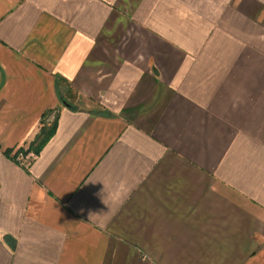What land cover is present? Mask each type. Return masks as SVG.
Masks as SVG:
<instances>
[{
  "label": "crops",
  "instance_id": "0c3cea01",
  "mask_svg": "<svg viewBox=\"0 0 264 264\" xmlns=\"http://www.w3.org/2000/svg\"><path fill=\"white\" fill-rule=\"evenodd\" d=\"M0 264H264V0H0Z\"/></svg>",
  "mask_w": 264,
  "mask_h": 264
},
{
  "label": "trees",
  "instance_id": "16d2710c",
  "mask_svg": "<svg viewBox=\"0 0 264 264\" xmlns=\"http://www.w3.org/2000/svg\"><path fill=\"white\" fill-rule=\"evenodd\" d=\"M68 96L71 98V102H74V99L76 97L75 91L70 88L68 91ZM67 96V97H68ZM64 98V97H63ZM66 99V98H65ZM67 100V99H66ZM68 101V100H67ZM66 101V102H67ZM68 103V102H67ZM70 105V104H69ZM73 107V106H72ZM51 112H47L42 120V126L40 129L39 134L35 138L34 141L31 142L28 151H33L36 154H39L41 149L44 147V145L51 139V137L54 135L55 130H56V124H57V117L53 120V122L48 123L46 121V117L50 114ZM9 154H12V152H7ZM22 153V152H21ZM19 154V151L16 152L15 154H12L13 156H17Z\"/></svg>",
  "mask_w": 264,
  "mask_h": 264
},
{
  "label": "built area",
  "instance_id": "2783aa9c",
  "mask_svg": "<svg viewBox=\"0 0 264 264\" xmlns=\"http://www.w3.org/2000/svg\"><path fill=\"white\" fill-rule=\"evenodd\" d=\"M23 156H24L23 154H22V155L20 154V158H21V159L23 158Z\"/></svg>",
  "mask_w": 264,
  "mask_h": 264
},
{
  "label": "rangeland",
  "instance_id": "374dc122",
  "mask_svg": "<svg viewBox=\"0 0 264 264\" xmlns=\"http://www.w3.org/2000/svg\"><path fill=\"white\" fill-rule=\"evenodd\" d=\"M22 154L25 155L23 152L21 153V155H22Z\"/></svg>",
  "mask_w": 264,
  "mask_h": 264
}]
</instances>
